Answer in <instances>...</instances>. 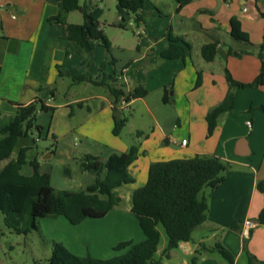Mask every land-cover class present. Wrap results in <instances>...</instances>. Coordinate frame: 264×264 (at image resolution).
<instances>
[{"label":"crops","instance_id":"crops-1","mask_svg":"<svg viewBox=\"0 0 264 264\" xmlns=\"http://www.w3.org/2000/svg\"><path fill=\"white\" fill-rule=\"evenodd\" d=\"M59 2L0 0V113L4 118L12 115L16 109L14 102L37 100L53 107L47 111L51 118L45 133V138L52 139L50 146L45 145L38 156L35 140L22 141L21 146L28 150L20 171L31 174L29 161L36 159L38 170L49 173L51 179L50 158L59 157L69 170L70 164H75L81 171L79 164L85 154L103 161L111 153L137 145V157L128 166L134 181L116 188L121 197L118 205L100 218H85L78 224L69 223L61 215L47 217L69 235L68 241L62 242L80 256L107 258L123 253L124 250L114 251L113 246L120 241L139 242L144 238L130 205L132 191L147 180L149 165L194 155H215L227 162L229 168L220 184L201 191L208 201L206 219L192 231L189 241L180 242L170 250L169 257H162L161 264H189L188 258L201 244L212 246L216 241L233 254L235 264H247L245 249L264 259V222L257 220L264 209V195L256 188L257 180L264 178V81L257 87L235 88L229 87L225 77L227 70L236 81L247 83L259 72L256 48L262 42L264 19L260 11L264 12V0H191L179 8L175 0H144L141 19L136 21L134 15L124 13L123 27L117 25L120 16L116 0H79V4L102 8L101 16L112 9L119 18L115 17L113 24L105 19L100 23L110 41L112 56V62L103 68L100 64L106 59V49L96 45L93 50L77 53L65 38V25L47 21V17L57 13ZM73 11L67 13V22H72L69 16ZM78 13L80 21L75 23L82 21ZM231 18H236L248 35L250 53L235 56L228 52L229 47L249 48L230 35ZM126 25L129 27L125 28ZM130 27L132 35L128 37ZM140 28L142 32H138ZM204 44L216 45L212 60L202 57ZM170 46L180 47L182 55L161 56ZM44 70L48 78L39 84ZM198 72L201 82L195 85ZM20 73L27 74L24 80ZM70 74H85L95 82L107 81L126 92L142 87L146 93L132 98L123 108L130 113L120 134L115 135L114 97L107 85L72 78L71 84H66L65 78H70ZM228 91L233 93L232 106L218 116L208 134L206 115ZM164 94L167 101H163ZM57 95L63 97L62 101L52 103ZM37 117L40 140L45 125L38 123ZM127 128L129 136L125 137L123 131ZM136 131L141 134L136 135ZM76 135L83 139L79 144L75 142ZM182 139H186L185 144L180 143ZM15 154L12 151L10 158ZM8 160H0V168ZM80 174L86 179L84 187L94 179L86 171ZM124 197L129 204L119 208ZM247 218L254 226L244 239L240 229ZM165 245L157 247L159 256ZM210 254L213 251L200 250L196 264H226Z\"/></svg>","mask_w":264,"mask_h":264},{"label":"trees","instance_id":"trees-1","mask_svg":"<svg viewBox=\"0 0 264 264\" xmlns=\"http://www.w3.org/2000/svg\"><path fill=\"white\" fill-rule=\"evenodd\" d=\"M178 8L191 0H175ZM144 0H116V10L120 16L117 25L123 27L124 13H133L137 20L141 19ZM78 10L82 21L67 22L68 12ZM102 8L90 6L87 3L79 4V0H60L56 14L47 17L49 23L65 25V38L71 43L73 50L81 53L84 49L93 50L96 45L103 46L108 53V63L112 62L110 41L100 27L99 18ZM264 19V12L260 11ZM230 35L234 40L243 42L249 48L228 52L235 56L250 53L251 43L248 35L241 30L236 18L230 20ZM1 28V24H0ZM178 39V38H176ZM216 54L215 44H204L201 55L205 60H212ZM260 59L259 72L255 78L247 83L236 81L225 70V77L229 87H257L264 81V24L262 42L256 48ZM182 55L180 47L170 46L161 52L166 58H176ZM107 59V57H106ZM107 64H100L103 68ZM73 80H88L94 83L105 84L113 95V127L112 132L119 135L125 126L128 116L120 106L123 98L129 102L132 98L145 95L146 90L136 87L130 91H123L107 81L95 82L91 77L80 74H70ZM201 82L200 73H197L195 85ZM168 97L164 94L163 101ZM233 102V93L228 91L224 99L211 108L207 115L208 134L213 130L218 116L228 111ZM15 112L4 118L0 113V160L9 159L0 168V212L3 222L18 233H28L37 229V220L41 217L63 216L69 223L78 224L85 218H100L110 209L118 205L121 197L116 188L132 183L134 179L128 174V166L137 157V145L132 144L121 153H111L105 160L98 156L85 154L79 164L81 171L94 176L91 183L80 189H55L51 184L50 174L38 170L36 159L30 160L31 174L22 173L21 167L26 163L27 146H20L14 158L10 155L20 138L27 137L33 129L38 132L41 126L36 124L39 111L52 110V106L44 102L32 100L28 103H15ZM128 105V104H127ZM262 109L264 107L262 106ZM116 112L119 115H116ZM136 135L141 132L136 131ZM229 164L215 155H194L190 158H176L156 161L149 165L147 180L142 186L136 187L131 194L130 211L136 217L144 238L139 242L124 240L113 246L114 251L124 250L107 258H97L90 254L77 255L70 251L62 242L53 241L47 264H161L162 257H169L170 250L180 242L189 241L192 231L206 219L208 210L207 197L201 193L204 187L215 188L225 178ZM66 175H70L67 166ZM256 188L264 195V178L257 180ZM258 222H264V209L259 212ZM161 225L166 234V245L161 255L155 257L160 241ZM235 224H232L234 227ZM246 239V238H244ZM200 250L216 251L228 264L234 263L233 254L220 242L212 246L201 244L192 255L189 264H196L197 253ZM247 264H264V259H258L247 249Z\"/></svg>","mask_w":264,"mask_h":264},{"label":"rangeland","instance_id":"rangeland-1","mask_svg":"<svg viewBox=\"0 0 264 264\" xmlns=\"http://www.w3.org/2000/svg\"><path fill=\"white\" fill-rule=\"evenodd\" d=\"M80 2H83V0H80ZM95 3V2H93ZM131 16L134 15L133 13H129ZM115 13L112 9L105 10L104 15L100 16V23L104 22V19L112 23L115 19ZM118 18V17H117ZM119 20V18H118ZM69 21L75 22L80 21V14L78 11L71 12L69 16ZM126 21V20H124ZM129 27L128 25L125 26V28ZM108 33L111 34L112 30H108ZM128 37H131L132 30L131 27L126 32ZM103 47V46H102ZM104 48V47H103ZM105 49V48H104ZM106 52L107 59H104V61H107L108 64V53ZM27 74L20 73L19 77L21 80H24ZM30 77H34V74H29ZM42 78L39 79V84H44L47 77V70L41 73ZM29 77V76H28ZM39 78V74H38ZM70 81L71 77L65 78L66 84H71ZM47 94V93H46ZM63 97L61 95H57L55 100L52 101V103H60L62 101ZM39 104V102H38ZM41 112V113H40ZM124 113L129 116L130 111H124ZM5 116L7 119L8 116ZM37 120L38 123H43L45 125L44 129L42 130V136L43 138L39 140V134L36 129H33L32 132L28 135V137H24L26 139L20 138L14 149L13 153H16L18 148L21 146L22 141H27L28 143L31 142V140H35L34 148L38 151V156L40 155V152L43 150L44 146H50L52 139L45 138V133L47 131L48 125L50 123L51 113L49 112H42L39 111L37 113ZM137 117L132 121V123L136 122ZM130 127L132 125H129ZM128 127V128H130ZM128 128L123 131V135L125 137H128ZM132 131V129H131ZM128 135V136H127ZM83 139L81 136L76 135L75 142L76 144H79ZM36 145V146H35ZM61 159L59 157H53L48 160V162L51 165V184L55 189L64 188V189H79L80 187H84V183L86 181L85 177H83L80 172L77 169V166L75 164H70V170L72 173H70V176L66 175L64 172V167L66 166L65 163H62L60 161ZM83 185V186H81ZM120 191H123V189H120ZM129 204L124 197L122 202L119 205V208H124L125 205ZM50 218V217H48ZM47 217H41L37 220V229H32L28 233H18L13 228L8 227L3 222V215L0 212V264H47L48 258L51 253V247L53 241H68V234L66 233L65 229L60 226L59 223H56L53 221H50L51 219H48ZM158 230L160 231V242L158 243V246H162L166 244V234L164 232V229L161 225H158ZM65 242V243H66ZM63 243V242H62ZM64 244V243H63ZM65 245V244H64ZM66 246V245H65ZM67 247V246H66ZM119 252V251H118ZM155 256H159L158 253L155 254ZM213 257H216L219 262L227 263L225 259H223L220 254L216 251H213V254L209 255ZM192 257V256H191ZM190 258H188V262H190Z\"/></svg>","mask_w":264,"mask_h":264},{"label":"built area","instance_id":"built-area-1","mask_svg":"<svg viewBox=\"0 0 264 264\" xmlns=\"http://www.w3.org/2000/svg\"><path fill=\"white\" fill-rule=\"evenodd\" d=\"M142 31H143V29L140 28L138 32H142ZM127 104H128V102H125V100L122 98L121 101H120V106L121 107H126ZM246 124H247L248 127H250L251 126V121L250 120L246 121ZM180 143L181 144H185L186 143V139H182ZM252 226H254V222L251 219L247 218V219H245L243 221L241 229H240V234H241V236L243 238H248L249 237L250 229L252 228Z\"/></svg>","mask_w":264,"mask_h":264},{"label":"water","instance_id":"water-1","mask_svg":"<svg viewBox=\"0 0 264 264\" xmlns=\"http://www.w3.org/2000/svg\"><path fill=\"white\" fill-rule=\"evenodd\" d=\"M117 114H118V112H117ZM99 160H102V158H101V157H99Z\"/></svg>","mask_w":264,"mask_h":264}]
</instances>
